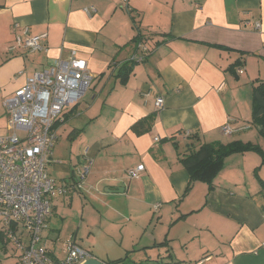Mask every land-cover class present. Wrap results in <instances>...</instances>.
I'll list each match as a JSON object with an SVG mask.
<instances>
[{
    "label": "crops",
    "instance_id": "obj_1",
    "mask_svg": "<svg viewBox=\"0 0 264 264\" xmlns=\"http://www.w3.org/2000/svg\"><path fill=\"white\" fill-rule=\"evenodd\" d=\"M26 29L46 33L47 50L15 46ZM140 43L152 49L144 61L132 59ZM73 50L93 74L84 95L91 98L58 120L50 164L57 177L50 176L67 180L86 158L94 163L80 190L54 201L42 232L49 251L57 255L62 238L65 256L76 241L106 263L264 264V174L252 176L262 156L227 157L211 185L191 182L181 162L190 143L241 140L264 151L252 123L253 88L264 83V0H0V117L7 118L0 135L8 132L5 97ZM127 62L133 70L122 83ZM82 116L87 146L79 151ZM149 116L150 129L137 134L133 126ZM139 165L145 169L130 179ZM0 235V264H20L15 243Z\"/></svg>",
    "mask_w": 264,
    "mask_h": 264
},
{
    "label": "built area",
    "instance_id": "obj_2",
    "mask_svg": "<svg viewBox=\"0 0 264 264\" xmlns=\"http://www.w3.org/2000/svg\"><path fill=\"white\" fill-rule=\"evenodd\" d=\"M85 10L90 13L95 8ZM260 26V22L255 24L257 29ZM23 34L24 37L17 36L15 46L32 53L47 50L42 43L46 33L30 35L26 29ZM139 49L140 53L132 59L144 61L149 54L148 46L141 44ZM242 71L238 69L239 73ZM93 78L87 60L73 50L68 58L53 59L27 76L26 82L4 99L8 132L0 135V225L20 251V264H83L94 258L76 241L67 244L62 259L42 244L43 226L51 214L53 199L71 189L68 180L59 182L48 171L58 138L55 124L69 106L84 97ZM163 104L164 97H157V107L160 109ZM223 132L231 135L233 130L226 124ZM190 134L188 131L187 135ZM93 163V158H86L75 172L74 186L83 187ZM144 169V165L129 169V178H138Z\"/></svg>",
    "mask_w": 264,
    "mask_h": 264
},
{
    "label": "trees",
    "instance_id": "obj_3",
    "mask_svg": "<svg viewBox=\"0 0 264 264\" xmlns=\"http://www.w3.org/2000/svg\"><path fill=\"white\" fill-rule=\"evenodd\" d=\"M138 38L135 37V40H137ZM141 44L143 45L144 43H140V45ZM148 50L149 52H151L152 49L148 46ZM239 64L240 62L237 59V61L232 63L229 68L235 70ZM132 67L133 64L127 62L126 66L121 68L120 75H122L121 76L122 83L127 82L130 73L133 70ZM241 69L243 68L241 67ZM153 119H154L153 116H149L139 121L133 126V130L137 134H142L144 131H148L150 129V125L153 122ZM57 122L55 124V128ZM252 123L258 127L259 133L264 137V83L263 82L257 83L253 88ZM249 151H254L259 155H261L264 163V151L259 146V144H253L251 142H243L241 140H233L227 143H223L220 141L203 143L199 147H194L193 144L190 143L188 147V153L181 158V162L190 173L191 182L194 180H202L204 182H207L209 185H211L214 178L223 169L224 161L227 157L235 153H244ZM67 180H68V184L71 186V189L65 195H67L68 193H70L75 189L80 190L77 186H74L76 182L74 174L70 178H67ZM262 185L264 187V181H262ZM57 198L59 197H56L55 199ZM55 199H53V204ZM0 232L5 235L6 242H12L9 238H7L3 230L0 229ZM0 237L3 238L2 235H0ZM124 260L126 259L109 261L108 264H119L121 262L124 263L125 262Z\"/></svg>",
    "mask_w": 264,
    "mask_h": 264
},
{
    "label": "rangeland",
    "instance_id": "obj_4",
    "mask_svg": "<svg viewBox=\"0 0 264 264\" xmlns=\"http://www.w3.org/2000/svg\"><path fill=\"white\" fill-rule=\"evenodd\" d=\"M90 98H91V95H87L86 97H84L83 99H81L80 101V104H81V106L82 107H86L87 106V101H89L90 100ZM5 115H2L1 117H0V127H2V126H4L5 125V123H6V120H7V118H6V116L4 117ZM72 119V118H71ZM77 126H80L81 128H82V131H81V133H80V135H79V138L77 139V141L80 143V145L78 146V148H79V151H83L84 150V148L87 146V129L86 130H84V128H86L87 127V118L85 117V116H82L78 121H76V123H75ZM63 134V133H62ZM64 135V134H63ZM64 139H66V137L64 136ZM229 138L227 137L225 140H228ZM261 141H262V143L264 144V138L262 137L261 138ZM76 145V144H75ZM54 149V148H53ZM74 151L76 152V149H74ZM262 167V166H261ZM260 167V168H261ZM260 168L259 167H257L254 171L252 170V176L254 177V174L256 175L257 173V175H261V174H264V170H262V172H260L259 170H260ZM263 169H264V166L262 167ZM50 165L48 166V171H49V173L52 175V176H56L57 177V175H55L54 173H53V171H51L50 172ZM58 181V180H57ZM60 182V181H59ZM56 200V199H55ZM54 200V201H55ZM77 208H80V206L78 205L77 206ZM81 209V208H80ZM80 209H78V217L80 216ZM82 211V210H81ZM77 215V214H76ZM85 218H86V221H87V214H86V216H85ZM80 221H81V219L80 218H77V219H73L72 220V222H71V225H72V227H74L75 228V230H77V227L79 226V223H80ZM49 231V230H48ZM46 235V234H45ZM25 240V239H24ZM49 240H51L52 242H54L55 241V238H53V237H50V239ZM59 242H58V244L56 245L57 247H56V249H57V255H55L56 257L57 256H65V253H63V251L65 250L64 249V244H63V242H66V241H64V239H62V238H60L59 240H58ZM82 242L81 244L82 245H84V246H86L87 247V241L86 242H83L82 241V239H80L79 240V242ZM42 244H43V241H42ZM62 244V245H61ZM1 246H2V243L0 242V253L2 254L3 253V251H2V248H1ZM7 251H6V254H7V256H10V257H13V258H15L14 256H15V254H17L16 253V250H14L13 248H12V246H10V244L8 245L7 244ZM51 247H53V245H51ZM16 249H17V246H16ZM17 252L18 253H20V251L17 249ZM15 253V254H14ZM19 255V254H18ZM59 258V257H58ZM62 259V258H61ZM154 263V262H153ZM155 264V263H154Z\"/></svg>",
    "mask_w": 264,
    "mask_h": 264
},
{
    "label": "water",
    "instance_id": "obj_5",
    "mask_svg": "<svg viewBox=\"0 0 264 264\" xmlns=\"http://www.w3.org/2000/svg\"><path fill=\"white\" fill-rule=\"evenodd\" d=\"M83 264H108V263H106V262H104V261H102V260H99V259H97V258H92V259H89V260H87L85 263H83Z\"/></svg>",
    "mask_w": 264,
    "mask_h": 264
}]
</instances>
